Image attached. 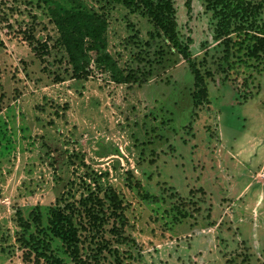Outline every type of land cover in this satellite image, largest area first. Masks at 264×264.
Returning <instances> with one entry per match:
<instances>
[{"label": "rangeland", "instance_id": "1", "mask_svg": "<svg viewBox=\"0 0 264 264\" xmlns=\"http://www.w3.org/2000/svg\"><path fill=\"white\" fill-rule=\"evenodd\" d=\"M55 1L106 11L108 50L125 68L136 50L126 38L145 43L155 32L112 0ZM186 1L173 0L178 29L193 39L210 98L194 118V76L174 49L165 46L142 87L114 82L96 61L77 79L47 0H0V264H24L18 209L29 218L39 206L48 226L63 193L102 196L110 185L124 201L127 239L118 241L108 211L97 237L82 233L76 263L48 229L62 264H264V63L240 53L228 67L214 11L203 0L188 11ZM98 241L107 247L93 250Z\"/></svg>", "mask_w": 264, "mask_h": 264}, {"label": "trees", "instance_id": "2", "mask_svg": "<svg viewBox=\"0 0 264 264\" xmlns=\"http://www.w3.org/2000/svg\"><path fill=\"white\" fill-rule=\"evenodd\" d=\"M112 1L124 6L131 13L144 15L155 27V32L150 33L145 43L140 41L137 44L138 34L126 38L128 44L132 43L136 47V50L130 54V63L135 66L128 64V67H122L118 59L109 52L105 38L109 27V15L106 11L66 9L55 0H47L51 20L59 35L57 41L68 55L74 77L77 79L88 77L91 63L96 61L111 73L114 82L127 84L130 89L135 86L142 87L152 77L155 62L161 63L167 46L182 56L194 76L192 117H196L199 107L210 103V98L205 75L191 52L193 39L189 36L187 41H183L181 38L173 0ZM203 1L206 3V8L212 9L218 19L215 38L225 46L223 59L228 63V67L235 63L232 62V58L243 61L240 53L249 60L264 63V26L259 24L260 15L264 11V0ZM186 6L188 11H191L192 0H187ZM128 27L134 29L135 26L130 22ZM153 45H158V49L154 50ZM152 55L159 59L156 60ZM207 75L211 77L214 74L208 71ZM4 97L5 92L0 77V108ZM88 190V194L82 195L80 199H75L69 193H63L55 206L50 209L48 226L44 224L43 213L39 206L31 211L29 218H26L20 209L16 211L18 230L15 232V238L23 250L24 264H62L59 256L52 251L48 229L67 245L76 263L84 262L80 257L82 233L86 231L85 237L91 239L97 237V233L110 219L108 211L117 220L112 231L118 237V241L127 239L123 232L128 220L120 193L111 185L103 191L102 196L91 188ZM143 198L147 203L161 201L157 195H143ZM184 215L186 216L187 213L184 212ZM96 245L92 248L96 249L95 251L107 247L105 242L98 241Z\"/></svg>", "mask_w": 264, "mask_h": 264}]
</instances>
